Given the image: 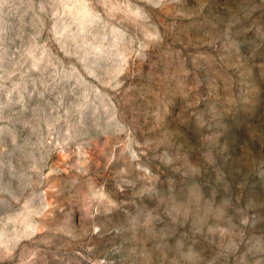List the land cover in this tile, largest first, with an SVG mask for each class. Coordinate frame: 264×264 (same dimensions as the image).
I'll list each match as a JSON object with an SVG mask.
<instances>
[{
	"label": "rangeland",
	"instance_id": "1",
	"mask_svg": "<svg viewBox=\"0 0 264 264\" xmlns=\"http://www.w3.org/2000/svg\"><path fill=\"white\" fill-rule=\"evenodd\" d=\"M0 264H264V0H0Z\"/></svg>",
	"mask_w": 264,
	"mask_h": 264
}]
</instances>
